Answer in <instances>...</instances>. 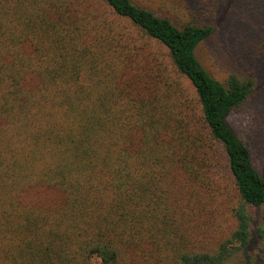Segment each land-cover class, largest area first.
I'll use <instances>...</instances> for the list:
<instances>
[{"label":"trees","instance_id":"trees-1","mask_svg":"<svg viewBox=\"0 0 264 264\" xmlns=\"http://www.w3.org/2000/svg\"><path fill=\"white\" fill-rule=\"evenodd\" d=\"M166 1L0 0V264H224L257 211L264 239V143L229 121L264 95V0L174 21ZM221 18L249 48L216 74L197 51ZM222 194L235 226L209 246L197 216Z\"/></svg>","mask_w":264,"mask_h":264},{"label":"rangeland","instance_id":"rangeland-1","mask_svg":"<svg viewBox=\"0 0 264 264\" xmlns=\"http://www.w3.org/2000/svg\"><path fill=\"white\" fill-rule=\"evenodd\" d=\"M161 3L162 6H157L158 3L152 4L154 11L159 16L167 17L173 21L183 19L188 8L192 9L193 7L188 0H168ZM234 21L238 22L237 16H234ZM230 22V19L225 22V19L221 18L216 34L197 51V56L202 63L216 74L225 72L228 69L227 65L232 66L237 63L235 58L242 56L249 48L247 41L249 38L243 32L244 25H235ZM257 53L260 57L261 53ZM250 67L259 77L264 75L263 64H253ZM259 88L261 92H264V82L259 84ZM229 121L236 133L250 143L252 151L257 155L260 152L259 147L264 143V95L258 94L254 101L232 114ZM218 172L223 183L230 186V194L233 196L232 176L223 155H221ZM226 196L227 194H222L213 204L208 205L205 212H201L197 216L199 230L204 232V236L207 237L205 243H208L209 246L222 240L224 235L228 231H232L235 226L232 214L228 213V207L233 205L234 201L231 202L232 196ZM255 214L257 221L253 224L250 246L245 250L238 251L224 264H264V239L259 238L256 233V228L260 223V211L255 212Z\"/></svg>","mask_w":264,"mask_h":264}]
</instances>
